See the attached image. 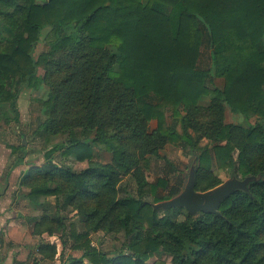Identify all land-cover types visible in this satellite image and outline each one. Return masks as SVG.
Instances as JSON below:
<instances>
[{"label":"trees","instance_id":"1","mask_svg":"<svg viewBox=\"0 0 264 264\" xmlns=\"http://www.w3.org/2000/svg\"><path fill=\"white\" fill-rule=\"evenodd\" d=\"M47 26V48L34 58L29 50ZM39 64L48 90L40 101L46 118L34 134L68 137L47 149L41 165H27L22 185L32 202L61 192L69 205L90 201L79 209L87 228L124 235L112 257L79 243L83 254L70 264L82 258L146 264L157 252L172 264H264V0H0V114L7 122L19 123L18 85L27 84ZM226 107L248 125L226 123ZM167 110L172 121L165 125ZM152 120L155 130L148 127ZM167 145L194 155L195 191L221 184L214 166L254 179L215 213L154 208L182 191L181 175L172 186L163 177L145 178L153 159L173 172L160 156ZM93 146L109 152L111 161H91ZM57 154H73L88 166L76 172L57 165ZM125 175L137 195L118 198ZM180 209L187 214L176 220ZM52 216L51 223L63 227ZM86 235L69 233L74 242ZM48 250L55 253L47 243L38 248L43 256Z\"/></svg>","mask_w":264,"mask_h":264},{"label":"rangeland","instance_id":"2","mask_svg":"<svg viewBox=\"0 0 264 264\" xmlns=\"http://www.w3.org/2000/svg\"><path fill=\"white\" fill-rule=\"evenodd\" d=\"M46 1V0H36ZM51 37V28L43 27L40 31V41L30 53L37 58L39 53L46 50L44 41ZM209 65L208 49L203 46L199 59V66L204 68ZM43 64H39L33 78L28 83L18 85L19 98L17 102L19 111V123L14 121L7 122L0 114V205H4L9 212L8 216L19 223L16 230L17 244L15 251L23 253L27 264H70L73 259H79L83 254V249L77 247L79 243L88 242L89 247L105 253L112 257L120 252L124 235L121 229L110 232L105 230H89L84 218L80 215V207L85 209L91 206L90 201H78L69 205L65 203V195L61 192L59 195L39 196L34 198V202L29 198V188L22 185L21 177L27 165H41L44 160V153L51 145L64 142L68 135L59 133L49 140L42 139L34 134L40 123L46 118L41 107V99H44L47 93V85L41 80L43 75ZM217 81H219L217 79ZM165 112V111H164ZM165 125L171 123L170 110L166 111ZM225 122L238 125H248L244 117L226 107ZM149 129L157 128V121L152 120L148 124ZM202 145L207 143L205 138L201 139ZM23 144L24 149L20 150ZM12 152V150H15ZM160 156L169 160L173 167V172L165 166L162 159L152 160L150 166L145 169V178L148 182H153L156 176L167 179L170 186L174 185V179L181 175L183 179L182 190L187 182L190 169L195 165L194 155L189 151L183 152L181 149L172 145H167L160 151ZM23 157L22 162L13 167L11 165L17 158ZM93 162L108 163L111 161L109 152L98 146L92 147ZM54 163L64 165L78 172L88 166L87 161L80 162L75 155L61 157L56 155ZM213 174L221 183L232 178L229 170H223L214 166ZM240 178V177H239ZM117 197L126 195L136 196V184L130 175L122 176L117 184ZM163 196L167 194L165 190H159ZM152 201V198H147ZM61 219L63 227L52 222V215ZM187 212L184 209L175 212V219L182 220ZM161 215V213L159 214ZM45 217L43 220L42 218ZM50 228V229H48ZM71 230L75 233H86V237L79 242H74L69 237ZM7 233V229H6ZM49 244L55 247V253L48 250L46 256L39 254L38 248L42 244ZM6 240L0 235V251L7 252ZM49 256V257H47ZM51 257V258H50ZM264 263V260H263ZM82 264H90L88 260L82 258ZM146 264H172L171 257L164 253H153L146 261Z\"/></svg>","mask_w":264,"mask_h":264},{"label":"water","instance_id":"3","mask_svg":"<svg viewBox=\"0 0 264 264\" xmlns=\"http://www.w3.org/2000/svg\"><path fill=\"white\" fill-rule=\"evenodd\" d=\"M194 169V166H192L187 182L178 195L169 200L153 204V207L163 209L181 207L190 214H196L198 211L215 213L223 200L237 189H246L247 183L254 179L252 176L243 179L232 177L210 190L199 192L194 190Z\"/></svg>","mask_w":264,"mask_h":264},{"label":"crops","instance_id":"4","mask_svg":"<svg viewBox=\"0 0 264 264\" xmlns=\"http://www.w3.org/2000/svg\"><path fill=\"white\" fill-rule=\"evenodd\" d=\"M8 213L9 212L6 210V207L4 205H0V235L6 240L5 247H9L7 252L0 251V264H14V261L26 263V257H24V254H19L15 251L17 250L15 249V244L18 242L16 230L19 227V223L15 219H11V217L8 216Z\"/></svg>","mask_w":264,"mask_h":264}]
</instances>
